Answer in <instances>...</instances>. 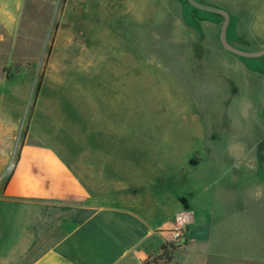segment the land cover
I'll list each match as a JSON object with an SVG mask.
<instances>
[{"label":"rangeland","instance_id":"1","mask_svg":"<svg viewBox=\"0 0 264 264\" xmlns=\"http://www.w3.org/2000/svg\"><path fill=\"white\" fill-rule=\"evenodd\" d=\"M197 1L229 13L231 45L264 47V0ZM221 23L186 0H15V157L32 116L49 120L57 149L123 152V168L103 174L143 180L133 188L164 220L187 188L178 174L234 163L227 148L251 132L261 170L245 181L264 178V56L225 51Z\"/></svg>","mask_w":264,"mask_h":264},{"label":"crops","instance_id":"2","mask_svg":"<svg viewBox=\"0 0 264 264\" xmlns=\"http://www.w3.org/2000/svg\"><path fill=\"white\" fill-rule=\"evenodd\" d=\"M1 2L0 264H145L156 257V264H264V178L245 181L261 170L253 132L227 148L234 163L220 158L178 174L187 188L173 197L166 220L155 219L154 202L133 188L143 180L103 174L123 168V152L57 149L48 141L49 120L32 116L16 159L15 0ZM182 208L194 213L187 235L165 243L159 231Z\"/></svg>","mask_w":264,"mask_h":264},{"label":"water","instance_id":"3","mask_svg":"<svg viewBox=\"0 0 264 264\" xmlns=\"http://www.w3.org/2000/svg\"><path fill=\"white\" fill-rule=\"evenodd\" d=\"M186 2L188 5H190L194 9L207 12V13H211V14H215V15H219L222 17V23L220 26L218 38H219L222 48L225 51L233 55L239 56L241 58H246V59H256V58H260L264 56V47L256 51H246V50L239 49L230 44L226 36L227 28H228L229 21H230V15L227 11H225L224 9L218 8V7L200 3L197 0H186ZM261 107L264 113V96L262 98Z\"/></svg>","mask_w":264,"mask_h":264},{"label":"built area","instance_id":"4","mask_svg":"<svg viewBox=\"0 0 264 264\" xmlns=\"http://www.w3.org/2000/svg\"><path fill=\"white\" fill-rule=\"evenodd\" d=\"M194 213L188 208H182L177 211L167 222L159 233L165 243L179 244L182 243L187 235L188 228L193 222Z\"/></svg>","mask_w":264,"mask_h":264},{"label":"trees","instance_id":"5","mask_svg":"<svg viewBox=\"0 0 264 264\" xmlns=\"http://www.w3.org/2000/svg\"><path fill=\"white\" fill-rule=\"evenodd\" d=\"M39 89H40V81L38 82V84H37V86H36L35 93H34V98L37 97L38 92H39ZM26 131H27V128H25V130H24V134H26ZM16 159H17V156H16ZM170 247H172V246L170 245ZM161 250H164V252H163L161 258L164 257V258H162V259H163V260H166V259H167V246L164 245V246L161 248ZM157 259H159V257L154 258L152 261H145V264H156V263H157Z\"/></svg>","mask_w":264,"mask_h":264}]
</instances>
